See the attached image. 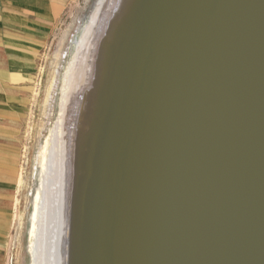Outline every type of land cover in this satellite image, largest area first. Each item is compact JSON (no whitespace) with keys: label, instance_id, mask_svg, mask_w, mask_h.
Returning <instances> with one entry per match:
<instances>
[{"label":"water","instance_id":"1","mask_svg":"<svg viewBox=\"0 0 264 264\" xmlns=\"http://www.w3.org/2000/svg\"><path fill=\"white\" fill-rule=\"evenodd\" d=\"M97 118L84 264H264V0H139Z\"/></svg>","mask_w":264,"mask_h":264},{"label":"bare ground","instance_id":"2","mask_svg":"<svg viewBox=\"0 0 264 264\" xmlns=\"http://www.w3.org/2000/svg\"><path fill=\"white\" fill-rule=\"evenodd\" d=\"M138 2L99 0L81 39L75 38L76 34L72 37L74 50H70L71 59L64 66L62 79L59 81V74L55 75L49 87L50 110L55 107L53 101L57 100L55 94L60 87L59 116L53 137L48 139L42 153V183L36 195L30 232L31 264H84L89 195L85 205L83 196L100 96L121 28L128 24Z\"/></svg>","mask_w":264,"mask_h":264},{"label":"rangeland","instance_id":"3","mask_svg":"<svg viewBox=\"0 0 264 264\" xmlns=\"http://www.w3.org/2000/svg\"><path fill=\"white\" fill-rule=\"evenodd\" d=\"M98 1L52 0L49 2L51 16L43 17L40 21L45 30L48 28L49 34L38 50V69L34 81L30 83L20 77L16 80L17 85L20 86L18 89L29 94H22L15 101L14 106L6 95L7 110L0 112V146L6 148L5 153L9 152L11 157L17 159V162L11 160V164L17 166L19 176L13 184L0 186V223L2 221L0 264H31L30 232L36 195L42 183V153L48 145V139L51 140L53 137L54 125L59 116L60 87L56 92L58 95L55 94L57 100L53 101L55 105L53 110H50L48 105L49 87L58 74L59 81L62 79L66 69L64 66L67 67L68 59H71L70 50H74V46L73 48L71 46L72 37L76 34L75 38L81 39L83 35L81 32L91 22ZM8 47V43H0V63L3 65L1 69L6 70L1 71L4 74L0 75L1 93H5L4 90L11 87L10 83H14L11 82L9 69L12 52ZM66 227L68 228V224Z\"/></svg>","mask_w":264,"mask_h":264},{"label":"crops","instance_id":"4","mask_svg":"<svg viewBox=\"0 0 264 264\" xmlns=\"http://www.w3.org/2000/svg\"><path fill=\"white\" fill-rule=\"evenodd\" d=\"M50 1L52 0H0V43H8V48L12 52L9 69L11 82H14L10 83L11 87L4 90L5 93L0 92V112L7 110L6 95L14 106L22 94H29L18 89L20 86L16 80L20 77L30 83L34 81L38 69V50L49 34L48 28L45 30L40 21L43 17L51 16ZM1 68L3 65L0 63V75H3L1 71L6 70ZM5 149L0 146V186L13 184L19 176L17 166L11 164V160L17 162V159L11 157L9 152L5 153Z\"/></svg>","mask_w":264,"mask_h":264}]
</instances>
